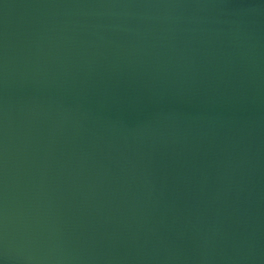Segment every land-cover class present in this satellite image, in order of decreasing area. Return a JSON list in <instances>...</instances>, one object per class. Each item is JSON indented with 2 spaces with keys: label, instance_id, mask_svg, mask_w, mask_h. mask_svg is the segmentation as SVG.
Instances as JSON below:
<instances>
[{
  "label": "water",
  "instance_id": "95a60500",
  "mask_svg": "<svg viewBox=\"0 0 264 264\" xmlns=\"http://www.w3.org/2000/svg\"><path fill=\"white\" fill-rule=\"evenodd\" d=\"M0 264H264V0H0Z\"/></svg>",
  "mask_w": 264,
  "mask_h": 264
}]
</instances>
